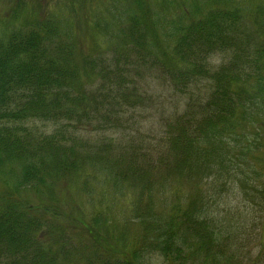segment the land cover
<instances>
[{"label": "trees", "instance_id": "1", "mask_svg": "<svg viewBox=\"0 0 264 264\" xmlns=\"http://www.w3.org/2000/svg\"><path fill=\"white\" fill-rule=\"evenodd\" d=\"M244 7L197 18L184 7L164 51L132 40L133 58L79 64L48 22L0 24V264H66L76 238L94 264H156L154 248L161 264H264V8ZM155 76L169 100L143 90ZM139 107L152 116L142 138L107 135L135 124ZM74 180L126 196L139 245L100 253L93 233L111 226L79 205L73 214Z\"/></svg>", "mask_w": 264, "mask_h": 264}, {"label": "rangeland", "instance_id": "2", "mask_svg": "<svg viewBox=\"0 0 264 264\" xmlns=\"http://www.w3.org/2000/svg\"><path fill=\"white\" fill-rule=\"evenodd\" d=\"M17 1L0 0V24L6 23L7 26H4L7 33L32 21L35 24L48 22L58 29L59 37L57 39L72 43L71 55L75 57L78 64L82 62V57L94 59L115 53H125L126 56L129 55L133 58L135 55L129 54L130 50H134L129 45L131 43L129 41L132 40L147 41L154 46L153 49L156 51H164L161 45L164 47L167 42L176 38L167 36L166 27H169L170 20L180 19L179 15L184 7L200 10L194 15V18L201 16L203 11L215 7L228 9L245 6L244 8L250 12L254 8H264V0H24L29 3L28 5H17ZM15 9L18 13L16 17ZM253 17L254 13L250 19ZM133 20L134 27H131ZM188 21H190L189 18ZM179 22L182 23L180 20ZM183 22L187 23L184 20ZM0 27L4 29V27ZM153 49L151 48L152 54L156 53ZM140 53L144 54L143 49L140 50ZM78 64L75 63V67L81 73L84 68ZM142 68L138 73L142 72ZM142 73L144 74V72ZM144 82L141 83L142 86H145L143 90L146 91V94L151 93L153 100H156L155 97L162 102L165 97L169 100V94L164 91L166 83L163 79L157 76L146 77ZM173 98L175 97H171V99ZM149 113L150 110L145 107L137 108L134 114L137 120L135 124L119 132L110 131L107 135L119 142L126 141L127 137L138 141L144 135L142 125L144 129L148 130L150 121L152 122V116ZM157 116L156 114L155 117L157 118ZM79 185L75 182L67 188V193L71 192L69 207L73 214L77 213L75 208L79 205L81 211L79 210L78 213H81L83 218L101 213L106 221L105 225L111 226L112 234L101 229L98 234L97 232L93 233L97 242L104 241L105 243V245L97 244L98 247H102L99 252L113 251V257L117 258L119 252L131 250L133 242L135 245H139L141 238H136V235L141 232V227L131 219L130 213L127 212V197L118 200L112 195L104 193L100 186L93 184L91 189L88 186L86 190H82ZM230 205H232L230 206L232 209L239 206V199L235 202L231 198ZM260 236L264 237V233ZM76 241L78 242L77 249L71 252L68 257L63 256L60 260L66 264H94V258L87 257L88 251L92 249L89 241L82 238H76ZM115 242L118 245H115ZM125 244L126 250L119 251L117 249L123 248ZM252 247V244L248 247L245 246L246 249ZM95 248L97 249V247ZM137 252L141 253L142 251L138 249ZM126 254L128 253L126 252ZM141 255L143 254L141 253ZM151 260L156 264L165 263L163 255L159 254L156 248L152 250ZM145 264L148 263L145 262Z\"/></svg>", "mask_w": 264, "mask_h": 264}]
</instances>
